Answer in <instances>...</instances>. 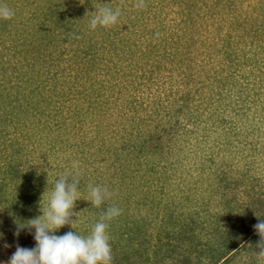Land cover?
Here are the masks:
<instances>
[{
	"label": "trees",
	"instance_id": "16d2710c",
	"mask_svg": "<svg viewBox=\"0 0 264 264\" xmlns=\"http://www.w3.org/2000/svg\"><path fill=\"white\" fill-rule=\"evenodd\" d=\"M129 1L0 0L15 13L0 19V242L35 247L18 223L78 162L75 221L56 235L88 236L116 206L111 264H264V0ZM101 6L119 21L91 30ZM172 70L180 98L126 107L122 82ZM197 95L219 136L190 137ZM89 185L111 194L101 206Z\"/></svg>",
	"mask_w": 264,
	"mask_h": 264
},
{
	"label": "clouds",
	"instance_id": "9594fccd",
	"mask_svg": "<svg viewBox=\"0 0 264 264\" xmlns=\"http://www.w3.org/2000/svg\"><path fill=\"white\" fill-rule=\"evenodd\" d=\"M141 5L138 4L137 7ZM14 11L7 6L0 5V19H10ZM121 16L120 9L101 6L95 14L90 17L89 28L95 30L97 27H111L118 23ZM79 164L74 162L71 169L65 174L58 176L54 182L46 209L36 218L27 220L29 223H18L19 229L25 227L34 229L36 245L33 248L17 246L16 251L7 264H111L112 251L107 233L108 221L117 217L121 209L116 206L109 207L101 219L95 223L88 236H81L77 232L69 231L63 235L55 232L69 224L73 216V208L79 195ZM111 194L106 188L99 185H89L88 201L92 205L101 206ZM254 229L260 236L259 252L264 253V220H259Z\"/></svg>",
	"mask_w": 264,
	"mask_h": 264
},
{
	"label": "rangeland",
	"instance_id": "374dc122",
	"mask_svg": "<svg viewBox=\"0 0 264 264\" xmlns=\"http://www.w3.org/2000/svg\"><path fill=\"white\" fill-rule=\"evenodd\" d=\"M132 3V1H129V4ZM248 6V5H245ZM208 64V62H206V65ZM197 67L193 68V72L195 71ZM147 69V68H146ZM141 73H143V69L140 70ZM178 72L177 70H172V71H165L163 76H161L160 81V85L159 82H153V79H151V73H148L145 78V80L143 81H138L135 80L134 82L131 83H127L126 81L122 82V85L124 87V91H125V95L122 99V101L126 104V107L128 105H130V101L133 99V96L135 94V92L137 93V96L140 98H145L146 101L151 100L153 101L154 98H157V100L162 99V100H167L168 98H170L171 96H173L174 94L176 96H179L180 98V93L176 92V90H178L179 86L185 87V85H183L182 81L183 80H178ZM201 77V75H200ZM202 78V77H201ZM142 79V78H141ZM181 81V84H180ZM139 82H141L139 84ZM138 86V89L136 88ZM182 90V89H181ZM196 101H195V105L198 108V111H196V114L198 116V121L196 123H192L189 124L191 125L190 128H193L192 133L190 132V137H193L195 140L196 138H201L205 135V133L208 132V130H206V128H209L212 124V121L215 122V118L214 117V113L215 112V107L213 108V106L211 107V105L208 104L207 101H203V99H200L199 95H197ZM141 100V99H140ZM171 107V105H170ZM144 116L147 117V113H143ZM117 118L119 117L120 120L122 119H126L124 117H120L121 113H117ZM195 125V127H194ZM214 126V130L211 129L212 134H214V137L219 136V132H217L218 130L216 129L217 125H213ZM212 126V128H213ZM242 126H244L242 124ZM215 132V133H214ZM204 134V135H203ZM213 136V135H212ZM264 137V134L263 136ZM192 139V138H191ZM195 141H193L192 143H194ZM191 147V145H189ZM190 150H188L189 152ZM102 164V163H101ZM106 168L103 167L102 165V170ZM189 172V171H188ZM199 173V172H198ZM190 174V173H189ZM198 175V174H196ZM188 180H190V175L188 176ZM206 186L208 185L207 182L204 183ZM184 185V184H182ZM172 187H174L172 185ZM183 189H185V187H182ZM180 189V188H179ZM175 190L176 193H179L180 195H183V193L185 194V192H183V190L181 191V189L179 190ZM73 222L75 221V219H70ZM72 222V224H73ZM71 222L69 224H66L64 226V229L67 228L68 226H72ZM62 228H60L58 231H61ZM57 232V231H56ZM4 244V245H1ZM11 247H7L6 244L4 242H0V264H7V261L11 258V256L13 255V253L15 252L14 250L9 249Z\"/></svg>",
	"mask_w": 264,
	"mask_h": 264
}]
</instances>
